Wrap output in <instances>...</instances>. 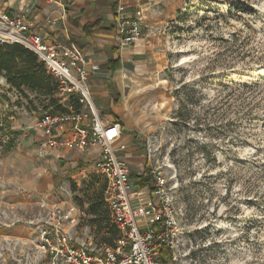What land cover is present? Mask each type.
<instances>
[{"label": "rangeland", "instance_id": "1", "mask_svg": "<svg viewBox=\"0 0 264 264\" xmlns=\"http://www.w3.org/2000/svg\"><path fill=\"white\" fill-rule=\"evenodd\" d=\"M234 3L252 10L237 12ZM141 6L146 51L128 66L123 91L137 146L125 159L130 179L163 173L181 224L183 264H264V0ZM31 99L0 75V264H40L42 202L68 197L85 205L105 183L98 176L84 182L70 162L55 168L43 156L35 125L51 107ZM14 134L15 148L4 153ZM92 219L85 211L78 238L95 249L105 245Z\"/></svg>", "mask_w": 264, "mask_h": 264}, {"label": "built area", "instance_id": "2", "mask_svg": "<svg viewBox=\"0 0 264 264\" xmlns=\"http://www.w3.org/2000/svg\"><path fill=\"white\" fill-rule=\"evenodd\" d=\"M125 11L124 6L117 7L116 42L120 49L137 43L144 31L143 9L133 16ZM0 43L24 46L57 81L55 96L66 111H46L37 120L35 127L42 139L40 150L45 156L47 150L61 147L80 153L99 148L97 159L81 169L79 175L83 181L91 176L105 180V202L119 231L114 247L93 249L90 243L78 238L87 204L80 205L68 197L53 204L43 201L44 218L37 223L40 264H161L163 249L171 251L167 264H183L179 253L181 224L167 180L162 172L153 170L149 184L134 188L131 170L119 156L127 150L123 127L98 109L88 83V59L83 51L76 46L46 43L24 17L1 10ZM145 176L141 174L142 178Z\"/></svg>", "mask_w": 264, "mask_h": 264}, {"label": "crops", "instance_id": "3", "mask_svg": "<svg viewBox=\"0 0 264 264\" xmlns=\"http://www.w3.org/2000/svg\"><path fill=\"white\" fill-rule=\"evenodd\" d=\"M97 1L99 0H0V10L10 12L13 16L24 17L32 31L42 36L46 43L67 47L76 46L72 38H80L83 28L88 23L95 22L99 17L104 20L106 28L116 25V11L119 5L125 6L126 14L132 16L139 9H143L141 0H105L109 4L107 7L98 6L95 4ZM91 2L93 4L88 5ZM114 6H117L115 11ZM116 40L114 37H98L92 46L83 50V53L88 59V81L91 79L88 83L93 98L105 100L108 104L110 97L114 95L115 91L118 92L116 97L118 103L112 107L114 110L112 114L107 115V110L103 106L96 105L98 108L100 107L99 110L102 111L100 112L104 117L121 123L124 130L123 143L127 146L123 157L124 159H133L137 154V146L126 126L125 111L127 107L123 108V91L126 87L124 77L128 76L130 63L135 65L137 58L144 55L146 46L142 39L128 48L120 49ZM113 48L119 49L122 61V70L114 74L107 69ZM7 87L10 88L8 85ZM107 104L105 107H108ZM41 140V136H39L38 142L40 143ZM99 153V148H92L85 153H80L61 147L47 150L45 156L53 160L55 168L59 167L58 164L61 161L70 162L71 167L76 169L79 175L81 169L93 164ZM141 179L143 178L141 177ZM137 180L135 179V182ZM133 185L135 189L141 188L136 183Z\"/></svg>", "mask_w": 264, "mask_h": 264}, {"label": "trees", "instance_id": "4", "mask_svg": "<svg viewBox=\"0 0 264 264\" xmlns=\"http://www.w3.org/2000/svg\"><path fill=\"white\" fill-rule=\"evenodd\" d=\"M233 5L237 7L235 10L237 12L246 13L252 10L246 4L234 3ZM116 7L114 6V11ZM101 36L117 39L119 38V33L116 25L106 28L104 20L99 17L95 22L88 23L83 28L80 38H72V40L83 51L86 47L92 46L96 38ZM111 54L112 57L108 61L107 69L114 74L122 70V61L119 49L113 48ZM0 75L3 76L6 84L12 90L23 95L31 105H33L31 95H35L45 99L41 103L51 107L50 112L66 111L55 96L58 90L57 81L47 72L45 65L40 62L39 58L24 46L17 43H0ZM117 103L118 100L111 96L108 107L112 108ZM14 135L9 138L4 146V153H10L15 148L14 141L17 135ZM147 167L148 165L146 164L144 168L146 169ZM137 179L136 185L138 187H144L149 184V180H144L140 177H137ZM89 180H91V177L84 182ZM106 188L107 184L105 182L99 192H93L87 202L88 207L85 211L87 215L92 216L93 219L90 224L96 227V233L101 237L102 243L105 246L114 247L116 240L119 238V231L112 222L110 209L105 202L104 194ZM78 204L83 205L81 203ZM170 254L171 251L163 249L159 258L160 263L167 264Z\"/></svg>", "mask_w": 264, "mask_h": 264}, {"label": "bare ground", "instance_id": "5", "mask_svg": "<svg viewBox=\"0 0 264 264\" xmlns=\"http://www.w3.org/2000/svg\"><path fill=\"white\" fill-rule=\"evenodd\" d=\"M20 240H22L23 243H26L25 241H23L24 239H20Z\"/></svg>", "mask_w": 264, "mask_h": 264}]
</instances>
